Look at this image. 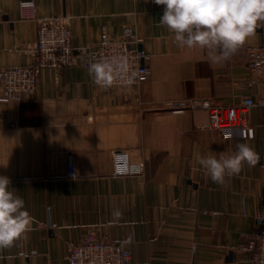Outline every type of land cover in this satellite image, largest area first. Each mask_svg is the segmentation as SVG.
<instances>
[{
    "label": "crops",
    "instance_id": "crops-1",
    "mask_svg": "<svg viewBox=\"0 0 264 264\" xmlns=\"http://www.w3.org/2000/svg\"><path fill=\"white\" fill-rule=\"evenodd\" d=\"M25 1L0 0V68L29 64L37 20L62 14L77 54L95 50L104 29L135 28L152 73L102 89L78 55L61 70L44 68L22 102L0 101V175L33 217L26 237L0 250V264H70L68 243L92 228L126 245L130 264H253L240 245L264 204V106L246 113L250 137H225L206 127L194 100L238 105L245 95L264 97L247 66L262 29L216 64L206 50L177 46L159 26L164 6L153 0H33L37 18L24 16ZM238 142L255 149L258 163L213 183L197 157L231 155ZM116 151L141 161L144 173L116 175Z\"/></svg>",
    "mask_w": 264,
    "mask_h": 264
},
{
    "label": "built area",
    "instance_id": "built-area-1",
    "mask_svg": "<svg viewBox=\"0 0 264 264\" xmlns=\"http://www.w3.org/2000/svg\"><path fill=\"white\" fill-rule=\"evenodd\" d=\"M23 11L26 18H37L33 0L23 3ZM261 29L264 33V27ZM140 42V35L131 26H127L119 34H111L104 29L95 50L77 54L71 29L62 14L40 18L37 20V39L31 49L32 61L26 65L0 68V101L22 102L27 94L36 90L44 68L61 70L75 64L78 55L86 66L102 56H125L137 74L133 85L140 84L152 73L146 62L149 55L139 48ZM247 66L253 73L250 83H264V42L248 48ZM109 88L127 87L117 83ZM194 103H197L198 109L207 113L206 127L218 130L225 137L237 134L250 137L253 126L248 122L246 113L254 106L263 107L264 97L245 95L238 105L220 103L213 98H198ZM170 105L178 107L176 102H171ZM144 171V164L141 161H132L128 152H114L116 175H138ZM75 175L76 168L71 164L69 176ZM257 218V228L240 245V249L253 264H264V204L259 207ZM131 255V250L126 245L110 240L96 228L88 230L79 242L70 241L67 246L70 264H130Z\"/></svg>",
    "mask_w": 264,
    "mask_h": 264
},
{
    "label": "clouds",
    "instance_id": "clouds-1",
    "mask_svg": "<svg viewBox=\"0 0 264 264\" xmlns=\"http://www.w3.org/2000/svg\"><path fill=\"white\" fill-rule=\"evenodd\" d=\"M163 5L159 26L174 35L181 49L199 47L207 51L211 63L227 62L231 56L264 27V0H153ZM87 74L100 88L119 83L130 87L136 72L122 55L102 56L89 63ZM259 155L248 143H236L235 151L197 157L198 165L213 183L239 175L247 164L255 166ZM0 175V250L13 247L31 230L33 217L25 201ZM118 214V213H117Z\"/></svg>",
    "mask_w": 264,
    "mask_h": 264
},
{
    "label": "rangeland",
    "instance_id": "rangeland-1",
    "mask_svg": "<svg viewBox=\"0 0 264 264\" xmlns=\"http://www.w3.org/2000/svg\"><path fill=\"white\" fill-rule=\"evenodd\" d=\"M141 37V36H140ZM141 40H142V38H141ZM140 48V47H139Z\"/></svg>",
    "mask_w": 264,
    "mask_h": 264
}]
</instances>
